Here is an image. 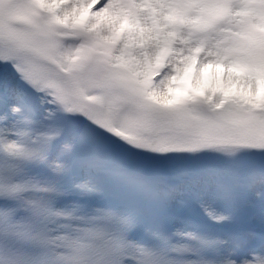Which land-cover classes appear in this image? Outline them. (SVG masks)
Returning <instances> with one entry per match:
<instances>
[{
	"label": "snow or ice",
	"instance_id": "1",
	"mask_svg": "<svg viewBox=\"0 0 264 264\" xmlns=\"http://www.w3.org/2000/svg\"><path fill=\"white\" fill-rule=\"evenodd\" d=\"M0 264H264V0H0Z\"/></svg>",
	"mask_w": 264,
	"mask_h": 264
},
{
	"label": "rangeland",
	"instance_id": "2",
	"mask_svg": "<svg viewBox=\"0 0 264 264\" xmlns=\"http://www.w3.org/2000/svg\"><path fill=\"white\" fill-rule=\"evenodd\" d=\"M209 71H210V68H209Z\"/></svg>",
	"mask_w": 264,
	"mask_h": 264
}]
</instances>
